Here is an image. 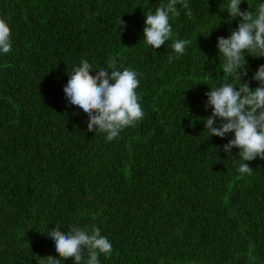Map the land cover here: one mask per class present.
<instances>
[{"label": "trees", "instance_id": "1", "mask_svg": "<svg viewBox=\"0 0 264 264\" xmlns=\"http://www.w3.org/2000/svg\"><path fill=\"white\" fill-rule=\"evenodd\" d=\"M161 3L0 0L12 32L11 52H0V264H74L47 236L73 225H95L110 241L100 264H264V160L239 173V149L223 151L234 133L210 137L203 122L210 87L239 86L222 72L217 39L240 19L226 11L230 0H188L192 16L177 4L172 37L154 49L145 13ZM182 39L191 44L177 57ZM245 55L254 89L264 57ZM81 60L93 76L111 60L138 74L145 116L112 141L87 131V114L64 93Z\"/></svg>", "mask_w": 264, "mask_h": 264}, {"label": "clouds", "instance_id": "2", "mask_svg": "<svg viewBox=\"0 0 264 264\" xmlns=\"http://www.w3.org/2000/svg\"><path fill=\"white\" fill-rule=\"evenodd\" d=\"M242 0H230L227 12L232 20L240 19L237 30L231 32L228 38L218 37L217 48L222 72L239 82V86L225 83L210 87L206 108L212 109V114L204 118L205 129L210 137L224 138L234 133V138L223 145L224 153L232 158L231 150L239 149V158L243 161L238 167L241 174L251 175L253 169L247 161L257 157L264 160V65L259 66L252 79L258 83L254 89L244 78L248 75L245 52L255 53L264 57V3H260L255 13L250 10L241 11ZM177 4L185 9V15L191 17L192 8L188 0H168L161 3L152 13H145L144 40L154 49H159L172 37L171 17H179ZM119 31L126 28L121 18ZM11 28L9 22L0 18V52L7 54L12 50ZM191 41L187 39L174 40L172 48L177 57L183 55L186 46ZM173 59L169 56V61ZM111 69V70H109ZM97 74L87 60H81L75 67L64 93L68 102L83 110L88 116L87 131H100L106 134V139L112 141L120 132L141 121L145 113L136 93L139 86L138 74L130 68L117 69V62L111 60L107 68L97 69ZM110 73V74H109ZM217 120L221 123L217 126ZM55 242L56 254L67 260L72 258L74 264H100L99 255L108 256L112 253V244L101 235L100 229L92 225L80 227L73 225L65 232L59 228L52 229L47 235ZM46 264H61V259L49 256Z\"/></svg>", "mask_w": 264, "mask_h": 264}]
</instances>
